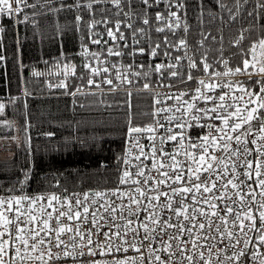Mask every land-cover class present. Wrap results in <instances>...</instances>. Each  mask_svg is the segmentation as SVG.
I'll return each instance as SVG.
<instances>
[{
	"label": "snow or ice",
	"instance_id": "6c2138e0",
	"mask_svg": "<svg viewBox=\"0 0 264 264\" xmlns=\"http://www.w3.org/2000/svg\"><path fill=\"white\" fill-rule=\"evenodd\" d=\"M205 13L219 15V35ZM239 13L248 27L226 51V20ZM45 27L61 38L57 55L25 65L21 28L26 40ZM0 76V264H264V0H0ZM31 77L74 107L97 94L90 102L126 105L111 186L69 189L36 157ZM134 89L150 98L146 121L135 120ZM21 97L22 123L8 116Z\"/></svg>",
	"mask_w": 264,
	"mask_h": 264
},
{
	"label": "trees",
	"instance_id": "16d2710c",
	"mask_svg": "<svg viewBox=\"0 0 264 264\" xmlns=\"http://www.w3.org/2000/svg\"><path fill=\"white\" fill-rule=\"evenodd\" d=\"M193 3H195V0H193ZM228 3L231 4L232 0H228ZM217 11L219 12V10ZM221 14L227 18L226 10ZM195 15L194 12H190V22L193 26L190 34V43L194 42V39L199 36L198 21L195 19ZM204 19V27H211L213 34L219 35L216 32V29L220 26L219 15L213 21L205 13ZM248 19L250 18L245 13H239L235 24L229 25L226 20L223 29L226 51L228 47H231L228 44L229 38L241 26L247 28L246 21ZM24 35L25 33L21 28V51L25 65L38 60L41 50L45 54V59H48L49 54L51 56L57 55L58 42L61 38L54 35L52 28L45 27L42 32H37L35 36L29 30L26 40L24 39ZM13 39L14 36L10 34L5 37V42L8 43ZM208 43L214 47H218L215 41L209 40ZM65 46L66 48L72 47L71 44H66ZM36 66L44 68L43 63H38ZM9 71H12L11 62L9 63ZM42 79L31 77L27 83V87L32 93L31 96L27 97L29 103L28 119L32 124V148L35 151L36 157L40 161H50L52 165L51 172L59 169L62 175L58 178L62 182H66L69 189L111 186L116 179L114 154L122 147L123 139L120 133L122 130H126L123 129L126 120V105L112 104L109 107L105 104L90 102L100 98L99 94H97L95 98L79 97L84 106L80 107L76 105L74 107L71 103V97L60 94L62 90L59 89L49 90L46 85L41 83ZM54 79L55 77H53ZM16 84L17 81L14 75L12 77L11 88L13 94L17 91ZM4 91L3 77L0 76V95H3ZM106 98L111 99V96ZM117 98L123 100L125 96L123 93H120ZM23 99L21 97V102L18 103L15 110L11 106L8 108V116L21 123L24 119L22 111ZM132 105L136 122L146 121L148 116L144 114L149 112L150 98L143 93L138 95L134 89ZM44 131H53L56 135L53 138L45 137L42 134L38 135V133H43ZM4 134L3 128L0 127V135ZM64 137L69 138L67 149L63 147ZM81 141L84 142V146H81ZM57 142L60 143V150L53 151ZM7 147L8 145L0 140V179H3L5 176L2 168L3 161L7 156ZM11 149L15 152L17 161L22 163L24 161L23 147L17 148L15 144H12ZM46 149L48 150L47 152L45 151ZM39 171L49 173V179H51L50 169L46 164L42 163ZM33 187H35V181H33Z\"/></svg>",
	"mask_w": 264,
	"mask_h": 264
},
{
	"label": "rangeland",
	"instance_id": "374dc122",
	"mask_svg": "<svg viewBox=\"0 0 264 264\" xmlns=\"http://www.w3.org/2000/svg\"><path fill=\"white\" fill-rule=\"evenodd\" d=\"M4 155V154H3Z\"/></svg>",
	"mask_w": 264,
	"mask_h": 264
}]
</instances>
